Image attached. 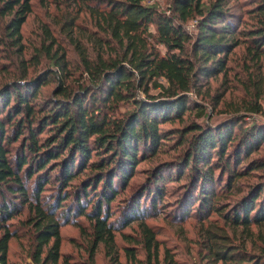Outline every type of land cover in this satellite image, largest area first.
Instances as JSON below:
<instances>
[{
  "label": "trees",
  "instance_id": "16d2710c",
  "mask_svg": "<svg viewBox=\"0 0 264 264\" xmlns=\"http://www.w3.org/2000/svg\"><path fill=\"white\" fill-rule=\"evenodd\" d=\"M93 1L81 4L97 31L88 34V48L69 34L78 56L76 89L64 84L66 61L63 52L50 54L52 38L45 50L55 70L0 86V264H9L8 242L16 236L6 223L23 208L26 218L19 224L32 234L35 264L58 263L59 227L77 217L88 224L89 259L101 243L119 264L115 231L137 222L139 241L120 237L141 244L145 263L132 248H124L125 255L134 264H158V242L142 219L155 213L166 183L178 186L174 221H208L200 264H264V155L253 156L264 142V123L232 115L209 125L189 117L192 111V117H207L190 93L198 95L201 79L226 73L236 46L244 42L252 59L264 60V0H251L248 25L228 7L230 0H170L166 10L143 0ZM30 11V0H0V16L8 17L4 36L18 51ZM192 18L194 34L183 27ZM74 19L68 20L69 33ZM51 74L56 89L40 98ZM218 101L214 96L209 104ZM124 105L128 110L120 113ZM245 110L259 113L260 106ZM173 122L178 126L162 127ZM169 139L181 154L149 172L111 220L110 205L139 160L155 156ZM52 183L45 197L44 187ZM210 215L222 222L217 232L210 229ZM164 255L165 264H173Z\"/></svg>",
  "mask_w": 264,
  "mask_h": 264
},
{
  "label": "rangeland",
  "instance_id": "374dc122",
  "mask_svg": "<svg viewBox=\"0 0 264 264\" xmlns=\"http://www.w3.org/2000/svg\"><path fill=\"white\" fill-rule=\"evenodd\" d=\"M202 1L207 4L212 0ZM86 3L96 5L93 0H30L31 11L20 27L21 39L19 46L21 48L19 51L4 36V26L8 17L0 16V86L13 80H20L21 77L24 79L34 77L47 70V75H49V70H55L45 50L52 38L54 45L50 54L54 53L55 50L59 53L63 52L66 61L68 75L64 78V84L76 89L80 74L78 56L71 44L69 34L88 48L86 41L88 34L97 33L88 12L81 7V4ZM142 3L166 10L170 0H143ZM251 6V0H230L228 3L231 11L244 22L243 25H248L251 21V17L245 14V11ZM79 8H81V11L78 12ZM74 16L75 19L69 33L68 20ZM195 19H189L183 24L184 29L190 34L195 32ZM243 25H240V27ZM239 39L244 41L243 37ZM245 45L244 42L239 44L230 53L224 75L219 74L201 79L198 85V95L190 93L193 100L205 107L207 114L205 118H197L192 117V111L189 113L191 121H205L209 125H214L235 115L237 117L242 116L244 122L254 120L264 123V60L261 58L257 61L252 59L250 54L247 53ZM160 50L162 49L160 48ZM35 59H37V64H33ZM48 79L49 81L39 89L40 98L51 96L56 89V77L51 74ZM256 83L258 84V97L255 94ZM155 91L152 90L151 92L155 93ZM214 96H218L219 101L210 105L209 101ZM252 103L260 106L259 113H250L245 110ZM128 107L124 105L118 110L122 113L128 110ZM177 124V122L164 123L162 127L166 129L174 128L178 126ZM239 126L235 127L236 131L239 130ZM181 152L182 148L169 139L163 145V149L155 156L146 160H139L129 182L110 205L113 211L111 220L119 215L118 210L130 199L129 195L145 182L149 172L161 168L163 163L173 160ZM257 154L264 155V142L259 151L254 153L253 156H257ZM247 180L250 181L251 178ZM164 186L165 195L158 203L155 213L142 219L146 225L151 227L155 240L158 242V264H165V252L171 256L173 264H200L199 254L202 253L203 230L208 221H201L194 217L186 218L182 222L174 221L171 218V212L175 198H177L178 186L177 183H166ZM53 188V183L46 185L43 195L48 197V194L53 192ZM25 212L23 208L18 215L6 223L7 228L16 233V236L8 242L6 258L9 264H35L31 258L34 250L32 234L27 226L19 224L21 220L26 218ZM75 220L62 222L59 227L60 245L57 264H114L101 243L97 244L92 259H89L88 224L82 217H77ZM208 220H211L210 229H214L215 232H217L215 226H222V222L215 215H210ZM76 224H80L83 231H80V228L75 226ZM115 224L117 225L118 222ZM118 228L114 234L118 263L134 264L132 259L125 255L124 248H132L135 259L145 263L146 257L141 244L138 242L133 244L129 240L132 238L137 241L140 240L137 222H131L126 226L120 225ZM120 234L128 235L130 238L123 239Z\"/></svg>",
  "mask_w": 264,
  "mask_h": 264
}]
</instances>
